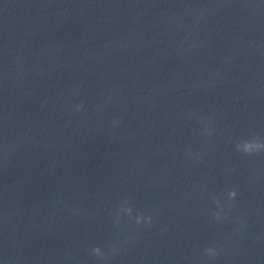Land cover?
<instances>
[{
  "label": "water",
  "instance_id": "95a60500",
  "mask_svg": "<svg viewBox=\"0 0 264 264\" xmlns=\"http://www.w3.org/2000/svg\"><path fill=\"white\" fill-rule=\"evenodd\" d=\"M241 142L200 0H0V264H263Z\"/></svg>",
  "mask_w": 264,
  "mask_h": 264
},
{
  "label": "clouds",
  "instance_id": "9594fccd",
  "mask_svg": "<svg viewBox=\"0 0 264 264\" xmlns=\"http://www.w3.org/2000/svg\"><path fill=\"white\" fill-rule=\"evenodd\" d=\"M237 149L239 151H242L246 154H251L254 151H259L261 149H264V143L259 142L258 139L254 140H247V141H242L241 143L237 144ZM237 193L235 189H230L227 191V197L228 199L234 200L236 197ZM213 201L219 205V200L216 197H212ZM222 210V209H221ZM124 212H127L128 214H131L132 209L130 207L124 208ZM213 215L219 219L220 218V212H215ZM142 220H146V222L150 223L151 222V217H144L142 214L136 216V223L139 224L141 223ZM92 252L97 255L100 258H103V253L101 252L100 247H94L92 249ZM205 252L208 254V256L215 257L217 255L215 249L209 247L205 249Z\"/></svg>",
  "mask_w": 264,
  "mask_h": 264
}]
</instances>
